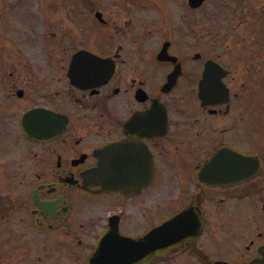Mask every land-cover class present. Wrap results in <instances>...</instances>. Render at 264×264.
<instances>
[{"label":"flooded vegetation","instance_id":"obj_1","mask_svg":"<svg viewBox=\"0 0 264 264\" xmlns=\"http://www.w3.org/2000/svg\"><path fill=\"white\" fill-rule=\"evenodd\" d=\"M88 1L26 35L0 19V264H85L181 213L146 264H264V0Z\"/></svg>","mask_w":264,"mask_h":264},{"label":"rangeland","instance_id":"obj_2","mask_svg":"<svg viewBox=\"0 0 264 264\" xmlns=\"http://www.w3.org/2000/svg\"><path fill=\"white\" fill-rule=\"evenodd\" d=\"M120 1L99 0L98 8L106 14L110 9L116 8ZM162 8L170 7L171 17H180L188 8L183 0H161ZM125 9V7H124ZM207 11L212 17L219 15H237L241 12L240 5L231 2L230 0H207L202 10L195 11L200 13ZM127 12L132 17H147L149 14H163L159 8L154 9L148 5L147 1H141L140 4H129ZM168 12V10H167ZM17 17L19 31L26 35L25 29L30 30L34 24V31L39 30V17H94V5L91 8L86 4L85 0H0V19ZM9 25L11 21L7 20ZM17 31V29H15ZM18 31V32H19ZM20 34V32H19ZM260 131L258 138L264 135V114L259 123Z\"/></svg>","mask_w":264,"mask_h":264},{"label":"water","instance_id":"obj_3","mask_svg":"<svg viewBox=\"0 0 264 264\" xmlns=\"http://www.w3.org/2000/svg\"><path fill=\"white\" fill-rule=\"evenodd\" d=\"M193 6L199 5L203 0H189ZM176 221L168 219L161 225L150 230L144 237L134 239L121 236L120 243L108 244L103 240L96 246L94 254L90 257L89 263L92 264H137L146 261L150 256L158 254L167 246L176 243L181 237L177 233ZM188 233L197 232L196 227H189ZM199 230V229H198ZM149 248L154 249L152 252Z\"/></svg>","mask_w":264,"mask_h":264}]
</instances>
